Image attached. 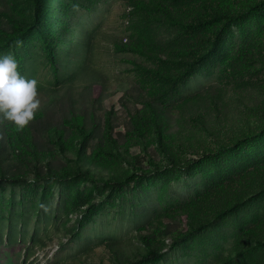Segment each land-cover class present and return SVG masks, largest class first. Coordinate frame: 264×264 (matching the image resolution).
<instances>
[{"label": "rangeland", "instance_id": "374dc122", "mask_svg": "<svg viewBox=\"0 0 264 264\" xmlns=\"http://www.w3.org/2000/svg\"><path fill=\"white\" fill-rule=\"evenodd\" d=\"M8 54L0 264H264V0H0Z\"/></svg>", "mask_w": 264, "mask_h": 264}, {"label": "clouds", "instance_id": "9594fccd", "mask_svg": "<svg viewBox=\"0 0 264 264\" xmlns=\"http://www.w3.org/2000/svg\"><path fill=\"white\" fill-rule=\"evenodd\" d=\"M37 95V81L18 73L11 54L0 56V118L25 126L40 106Z\"/></svg>", "mask_w": 264, "mask_h": 264}, {"label": "trees", "instance_id": "16d2710c", "mask_svg": "<svg viewBox=\"0 0 264 264\" xmlns=\"http://www.w3.org/2000/svg\"><path fill=\"white\" fill-rule=\"evenodd\" d=\"M35 3L38 4V0H35Z\"/></svg>", "mask_w": 264, "mask_h": 264}]
</instances>
